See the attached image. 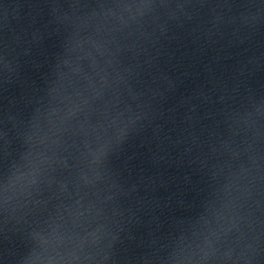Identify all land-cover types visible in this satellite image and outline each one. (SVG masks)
<instances>
[{
  "label": "water",
  "instance_id": "obj_1",
  "mask_svg": "<svg viewBox=\"0 0 264 264\" xmlns=\"http://www.w3.org/2000/svg\"><path fill=\"white\" fill-rule=\"evenodd\" d=\"M0 264H264V0H0Z\"/></svg>",
  "mask_w": 264,
  "mask_h": 264
}]
</instances>
